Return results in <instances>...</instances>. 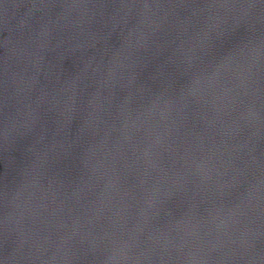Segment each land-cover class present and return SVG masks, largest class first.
<instances>
[{"label": "water", "instance_id": "obj_1", "mask_svg": "<svg viewBox=\"0 0 264 264\" xmlns=\"http://www.w3.org/2000/svg\"><path fill=\"white\" fill-rule=\"evenodd\" d=\"M0 264H264V0H0Z\"/></svg>", "mask_w": 264, "mask_h": 264}]
</instances>
